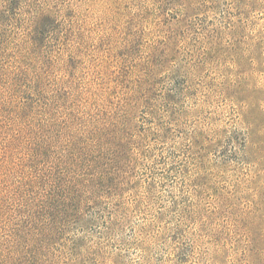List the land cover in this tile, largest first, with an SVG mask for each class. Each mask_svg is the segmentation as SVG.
I'll use <instances>...</instances> for the list:
<instances>
[{
    "label": "rangeland",
    "instance_id": "rangeland-1",
    "mask_svg": "<svg viewBox=\"0 0 264 264\" xmlns=\"http://www.w3.org/2000/svg\"><path fill=\"white\" fill-rule=\"evenodd\" d=\"M0 264H264V0H0Z\"/></svg>",
    "mask_w": 264,
    "mask_h": 264
},
{
    "label": "trees",
    "instance_id": "trees-1",
    "mask_svg": "<svg viewBox=\"0 0 264 264\" xmlns=\"http://www.w3.org/2000/svg\"><path fill=\"white\" fill-rule=\"evenodd\" d=\"M125 151V150H124ZM122 153H123V151H122ZM72 184H74V183H71V185ZM71 185H69V186H67L66 188L68 189V187L70 188V189H73V186H71ZM65 187V186H64ZM62 189V188H61ZM65 191V190H64ZM73 191V190H72ZM72 191H70V192H66V193H70L69 195H71L73 192ZM63 198H64V196H63ZM63 200H66V199H63Z\"/></svg>",
    "mask_w": 264,
    "mask_h": 264
}]
</instances>
